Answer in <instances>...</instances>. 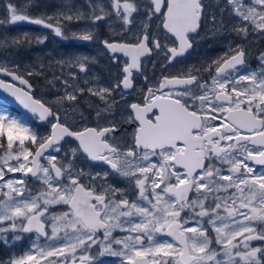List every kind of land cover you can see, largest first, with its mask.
<instances>
[{
  "label": "snow or ice",
  "instance_id": "snow-or-ice-1",
  "mask_svg": "<svg viewBox=\"0 0 264 264\" xmlns=\"http://www.w3.org/2000/svg\"><path fill=\"white\" fill-rule=\"evenodd\" d=\"M4 6L0 28L5 31L28 22L68 39L65 26L85 21L72 38L90 42L97 39L94 29L108 21L110 31L114 23L120 27L113 35L132 33L135 42L100 41L114 64L121 63L117 53L129 57L120 69L122 79L107 87L85 89L64 77L65 68L73 81L87 75L94 57L70 54L55 61L61 75L54 72L48 83L64 86L56 99L69 110L62 118L31 93L29 78L44 75V63L21 70L10 54L30 43L29 35L0 38V89L51 126L50 134L40 135L23 117L0 112V242L14 247L23 234H36L27 250L0 264H95L93 245L99 255L121 257V264H264V227L253 223L264 225V169L248 164L264 165V51L256 56L259 68L247 69L250 51L229 42L206 67L165 76L148 88L143 105L128 106L127 123L136 127L128 139L118 138L123 121L112 117L116 94L123 99L124 90L134 87L140 57L164 52L171 64L192 48L189 34L197 33L207 16L204 0H88V11L62 0L52 15L39 16L30 13L34 0H5ZM216 7L219 21L211 14L216 31L224 29L227 12L235 20L229 30L237 36L264 37V0H223ZM154 21H159L156 31ZM161 37L171 45L162 44ZM85 93L100 101L96 120L106 126L75 129L79 95ZM79 119H86L82 112ZM68 137L79 146L60 156ZM78 154L102 162L111 173L78 167ZM9 173L22 175L6 179ZM110 174L124 178L128 187L108 183ZM54 205L67 211L52 214ZM117 229L125 233L118 239L113 238Z\"/></svg>",
  "mask_w": 264,
  "mask_h": 264
},
{
  "label": "flooded vegetation",
  "instance_id": "flooded-vegetation-1",
  "mask_svg": "<svg viewBox=\"0 0 264 264\" xmlns=\"http://www.w3.org/2000/svg\"><path fill=\"white\" fill-rule=\"evenodd\" d=\"M56 1L57 0H34V6L30 9L31 15L39 16L42 13L52 15L58 9V7H60V5H58ZM73 1V3L78 7H86V11H88V0ZM13 2L20 4L23 3L24 0H13ZM218 3L222 5L223 0H204L207 16L201 22V26L198 29V32L189 34L192 48L189 49L188 52L177 62H173L170 64L165 59V53L159 51H153L150 55L140 57V70L133 71L134 87L132 89L124 90L125 94L123 99H121L119 93H117L115 96V99L118 103L112 114V117H114L115 121L117 122L123 121L116 133V136L118 138L123 137L125 139H128V134H130L136 127L135 124L127 123V116L131 111L128 106L131 103H139L143 105L144 94L147 93V90L150 86H158L159 81L165 76H177L180 73L187 72L189 69L199 70L202 69V67H206L217 57L221 56L224 52L227 51L229 42L232 43L233 47H235V45L237 44H242V41L238 39L236 33L229 30L235 20L230 19L227 12L224 13V29L222 31H216L217 26L211 22V14L216 13L217 21H219V9L216 7ZM4 5L5 0H0V19H3L6 14V8ZM108 23V21H105L104 23L99 24V26L94 29L97 35V39L90 42L79 41L72 38L73 32H77L79 28L86 25L85 21L74 22L65 26V34L68 39L57 37L51 29H46L42 25H35L28 22H19L11 27H8L6 31L3 28H0V38H3L6 35L9 39L14 36H19L21 39H23L25 33L29 35L31 42H25V44L19 49H12L10 54L12 56L15 54L14 57L16 58H14V62L21 65L22 68L23 66H35L36 68H39V64L41 62L44 63V75L29 78V81L32 85L31 93L34 94V98L40 99L46 105H51L54 111H60L63 118V111H61L60 109H56V107L52 104L53 100L51 99V97L56 98V95H60L61 93H63L65 91L64 86L60 82H56L55 85L48 83V81L53 79V76H51L52 73L55 72L57 76L61 75L60 67L55 64V61L57 59L67 58L70 54H79L94 57V62L89 63L88 65L89 70L87 75H85L84 73H80L79 78L75 81H73L71 77L67 76L68 69H64V77L68 79L70 83L79 85V87L81 88L87 89L88 87L93 86L107 87L115 84L119 79H122L120 69L123 67V62L129 60V57H125L123 53H117L116 55L120 57L121 63L119 65L114 64L110 59L112 54L107 52V50L104 48V45L100 41L108 39L135 42V36L132 33H128L127 35H113L112 32H120V27L118 24L114 23L112 24V31H110ZM158 23L159 21H154V23L151 25L153 31H156V26ZM133 32H135V28H133ZM38 38L44 39V43H36L35 41ZM161 43H167L171 45V41H166L163 39V37H161ZM256 45L259 47L260 51L264 50V39L262 42L259 41L257 44L250 43L249 47L254 48L256 47ZM249 47L247 48L248 50ZM2 55L3 53L2 51H0V56ZM252 56H249L248 58L247 69H258L259 65L257 63V60ZM49 65H51V71H48ZM73 71L78 70L73 69ZM194 74L202 75L204 79H209L206 72L196 71L194 72ZM5 79L10 80L9 77H6ZM85 79L89 81L88 84L84 83ZM68 91H72V88H68ZM99 103L100 101L97 97L90 96L87 93L79 95V100L77 103V123L74 125L76 130H82L84 127L106 126L107 121L102 120L98 124L96 120V105H98ZM0 108L6 111L10 110L13 114H17V112L14 111L12 107H5L0 105ZM80 112H82L84 117L86 118L83 121L79 119ZM18 114V116L23 117L30 124L34 125L35 130L38 131L40 135L50 134L51 126L47 123V121L45 123H41L37 117H34L32 115L21 113ZM66 141L67 142L62 141L63 148L59 154L60 156H64L65 153L71 155V149L78 148L79 146L78 141L69 139H66ZM80 155L81 154H78L77 158L78 167H83L86 171L91 170L93 173L103 171H109L111 173V169L107 165H104L102 162L89 161L86 156L81 159L79 158ZM248 164L257 171L264 169V165H256L253 163V161H248ZM21 175V173H9L6 179L14 176L19 177ZM107 180L108 183L116 187H128L126 180L119 175L110 174ZM29 184H32L34 188L39 186V182L33 184L31 178H29ZM65 211H67V206L65 205H54L51 207L52 214H61ZM253 223L257 224L260 227H264V225H260L259 222L253 221ZM122 235H125V233L120 232V230L118 229L113 232V238L118 239ZM35 239V233H25L23 234L22 240L16 242V245L14 247L11 246V243L6 245L3 242H0V260H6L14 253L16 255L21 254L31 246L32 242ZM99 239L103 240L102 231L99 233ZM157 239L170 240L171 238L158 236ZM8 240L11 242V234L8 235ZM43 242V237H41L40 243ZM258 243L259 242H253V246H257ZM93 249L95 250L96 256L99 257L98 247L96 245H93ZM96 249H98V252H96ZM102 257L104 259H111L117 256L105 254Z\"/></svg>",
  "mask_w": 264,
  "mask_h": 264
},
{
  "label": "rangeland",
  "instance_id": "rangeland-1",
  "mask_svg": "<svg viewBox=\"0 0 264 264\" xmlns=\"http://www.w3.org/2000/svg\"><path fill=\"white\" fill-rule=\"evenodd\" d=\"M57 3H58V5H60L61 3H62V0H57L56 1ZM74 2V1H73ZM93 2H96V0H93ZM105 2H106V0H105ZM59 8V7H58ZM83 10L84 11H86V7H83ZM85 26H83V27H81V28H79V30L80 29H82V28H84ZM78 30V31H79ZM209 32H210V30H209ZM248 38H250V39H248ZM238 39L240 40V41H242V44L243 45H245V47L246 48H248L249 47V44L250 43H253V44H257L259 41L260 42H262L263 41V39H264V37H261V36H258L256 33H250L249 34V36L247 37V39L246 38H243V37H241V36H238ZM258 48V49H257ZM249 51H250V53H251V55H250V57L252 56L254 59H256V56H258L259 55V53L261 52L260 50H259V47L256 45V47H254V48H250L249 47ZM262 51H264V50H262ZM255 52V53H254ZM15 56V54L13 55V58H16V57H14ZM15 60V59H14ZM40 62V61H39ZM40 65V64H39ZM33 66H31V67H29V69H31ZM20 68H21V70H23V68H25V66H23V68H22V66L20 65ZM51 67H48V71H51ZM59 69V68H58ZM47 71V72H48ZM51 76H53V73L51 74ZM64 95V92L63 93H61L60 95H56V98H53V97H51V99L53 100L52 102V104L56 107V109L57 110H61V111H63V112H65V111H69L68 109H63V108H60V106L56 103V99H57V97H60V96H63ZM0 112H6V113H10V114H13L12 113V111H10V110H8V111H6V110H2L1 108H0ZM13 115H16V116H18L19 114L17 113V114H13ZM76 117H77V113H76ZM99 249V248H98ZM98 249H96V252H98ZM95 255H96V253H94ZM99 255V254H98ZM102 256H104V255H99V257H97L96 256V260H95V264H121V257H119V256H117V257H114V258H111V259H104Z\"/></svg>",
  "mask_w": 264,
  "mask_h": 264
},
{
  "label": "water",
  "instance_id": "water-1",
  "mask_svg": "<svg viewBox=\"0 0 264 264\" xmlns=\"http://www.w3.org/2000/svg\"><path fill=\"white\" fill-rule=\"evenodd\" d=\"M17 85H18V82H17ZM0 104H2L4 106H7V107H13L16 111H18L20 113L29 114V115H32L33 116V114H31L26 109H24L23 106L20 105L19 102L16 101L14 97L10 96L3 89H0ZM40 122L41 123H45L46 121H40ZM65 139L75 140L74 138H71V137H68V138H65Z\"/></svg>",
  "mask_w": 264,
  "mask_h": 264
}]
</instances>
